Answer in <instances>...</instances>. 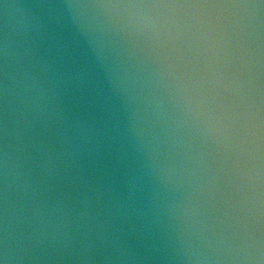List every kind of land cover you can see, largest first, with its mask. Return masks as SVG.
Returning <instances> with one entry per match:
<instances>
[{"label": "water", "instance_id": "1", "mask_svg": "<svg viewBox=\"0 0 264 264\" xmlns=\"http://www.w3.org/2000/svg\"><path fill=\"white\" fill-rule=\"evenodd\" d=\"M0 264H264V0H0Z\"/></svg>", "mask_w": 264, "mask_h": 264}]
</instances>
